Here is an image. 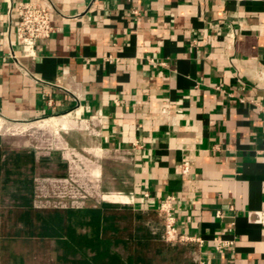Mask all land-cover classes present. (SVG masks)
<instances>
[{
	"label": "crops",
	"instance_id": "crops-1",
	"mask_svg": "<svg viewBox=\"0 0 264 264\" xmlns=\"http://www.w3.org/2000/svg\"><path fill=\"white\" fill-rule=\"evenodd\" d=\"M51 1L56 32L17 65L0 0V119L58 120L99 173L88 207L161 236L172 195L178 234L201 242L159 262L264 264V0Z\"/></svg>",
	"mask_w": 264,
	"mask_h": 264
},
{
	"label": "trees",
	"instance_id": "trees-1",
	"mask_svg": "<svg viewBox=\"0 0 264 264\" xmlns=\"http://www.w3.org/2000/svg\"><path fill=\"white\" fill-rule=\"evenodd\" d=\"M45 160L52 162L55 176L66 174L65 162ZM7 161L16 170L22 167L31 175L18 171L24 176L3 180L19 184L15 187L14 201L0 203L1 240L47 244L57 253L56 260L49 264H170L159 262L157 254L164 251L172 259L182 252L157 232L137 224L133 210L128 207L106 203L96 208L34 207L32 174L37 167L34 150L0 144V167Z\"/></svg>",
	"mask_w": 264,
	"mask_h": 264
},
{
	"label": "built area",
	"instance_id": "built-area-1",
	"mask_svg": "<svg viewBox=\"0 0 264 264\" xmlns=\"http://www.w3.org/2000/svg\"><path fill=\"white\" fill-rule=\"evenodd\" d=\"M54 9L51 0L40 2L8 0L6 31L10 35L13 34L14 44L18 51L16 54L11 48L9 57L17 65H20L19 56L34 55L37 41L48 39L56 32V27L52 23ZM13 11H15L14 15ZM261 152L264 155V147ZM69 156V173L66 176L37 179L34 191L36 207L81 208L88 203L90 198H93L97 204L100 195L94 179L99 173L96 172L95 167L90 168L78 152H71ZM180 171L183 174L188 172L187 163L180 165ZM85 174L88 175L84 176ZM173 200L172 195H167L157 209L161 220V238L172 244L176 242L200 243L201 238L194 234H178V217L173 207ZM216 215L221 216L219 210L216 211ZM261 223L264 225V212L261 216ZM215 241L218 249L231 243L220 239Z\"/></svg>",
	"mask_w": 264,
	"mask_h": 264
},
{
	"label": "rangeland",
	"instance_id": "rangeland-1",
	"mask_svg": "<svg viewBox=\"0 0 264 264\" xmlns=\"http://www.w3.org/2000/svg\"><path fill=\"white\" fill-rule=\"evenodd\" d=\"M45 119L47 118L18 122L4 121L0 119V143L8 147H29L34 150L37 163L35 172L32 174V205L34 207H36L34 205V191L37 179L44 177H60L53 174L55 171L51 166L52 162H46L45 159L49 157L51 161H55L56 157L59 155L61 158L60 160L66 163V176L69 173V154L71 152H78V150L71 147H62L61 136L63 135V130H61L59 126H49L48 128L33 126L36 122ZM22 126L26 127L21 128ZM79 151L86 154L85 149ZM10 170L12 172H9ZM18 171H22V173L26 174L28 177L31 175L22 167L21 169L16 170L10 161H7V163H4L0 167L1 204H9L14 201L16 197L15 187L19 183H14L10 180L4 182L3 180H6L7 178L13 179L14 177H23L24 175L18 174ZM87 205L89 204L86 203L84 206ZM56 255L57 253L47 244H40L31 241H9L0 239V264H17L19 261H22L23 264H49V261L56 260ZM190 259L195 262L194 252L190 255Z\"/></svg>",
	"mask_w": 264,
	"mask_h": 264
},
{
	"label": "bare ground",
	"instance_id": "bare-ground-1",
	"mask_svg": "<svg viewBox=\"0 0 264 264\" xmlns=\"http://www.w3.org/2000/svg\"><path fill=\"white\" fill-rule=\"evenodd\" d=\"M57 121L58 120H56V119H45V120L36 122L33 126H37V127H40V128H48L49 126L56 125ZM60 123L64 126L66 121L65 120H60ZM23 125H25V124H23ZM25 127L26 126H22L21 128H25Z\"/></svg>",
	"mask_w": 264,
	"mask_h": 264
}]
</instances>
